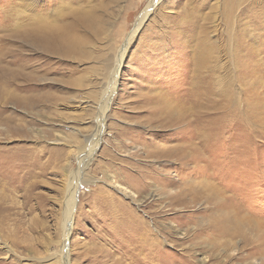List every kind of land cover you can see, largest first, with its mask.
<instances>
[{"label": "rangeland", "instance_id": "rangeland-1", "mask_svg": "<svg viewBox=\"0 0 264 264\" xmlns=\"http://www.w3.org/2000/svg\"><path fill=\"white\" fill-rule=\"evenodd\" d=\"M36 1L0 0L5 75L16 73L18 63L48 57L27 39ZM150 1L111 5L113 24L89 41L88 57H48L56 62L51 67L56 73L42 81L46 89L40 93L49 95L38 107L26 110L12 99L6 103L5 114L13 113L27 129L22 139L0 132V147L23 145L25 157L36 152L51 165L39 176L43 185L33 191L32 212L24 203L28 191L0 173L6 186L0 192L9 197L12 214L5 221L9 235L0 228V264H57L49 258L54 246L45 250L41 242L60 239L71 175L79 181L69 236L72 264H244L239 257L249 249L243 243L264 242V0L158 1L128 46L102 128L97 103L109 59L112 63L126 45ZM196 47L200 55L211 56L199 86L213 82V94L192 88ZM57 62L62 69L56 71ZM212 72L217 76L210 78ZM9 87L10 96L26 93ZM161 95L176 120L159 109ZM148 96L152 102H145ZM174 147L185 149V161L164 152ZM94 150L87 169L81 167V154ZM211 185L214 199L209 201ZM219 213L246 237H227L212 228ZM39 220L44 225L37 229ZM28 243L32 252L24 248ZM252 258L263 263L261 254Z\"/></svg>", "mask_w": 264, "mask_h": 264}, {"label": "bare ground", "instance_id": "bare-ground-1", "mask_svg": "<svg viewBox=\"0 0 264 264\" xmlns=\"http://www.w3.org/2000/svg\"><path fill=\"white\" fill-rule=\"evenodd\" d=\"M158 1L160 0L150 1L148 8H146L138 18L137 23L135 25L136 27L133 30V33L131 34L129 39L127 40L126 45L122 46L121 50L118 52V56H116L115 60L112 61V63H111L112 57L109 59L110 64L108 67L105 85L102 88V93H101L102 96L100 95L98 97L99 101L97 103V108L99 112H101V114L97 117L98 118L97 121H99V123L102 124V128H104V123L106 120V117L104 116L105 111L109 107V103L113 99V96L118 88V77L122 66V62L127 53L128 46L132 42L135 35L137 34V31L141 28L145 19H147L149 13L151 12L152 7L155 6ZM116 3L117 0H37L36 8L35 9L31 8L32 11L35 10L37 12L36 14L37 16L36 17L28 16V18L31 21H33L35 25L31 32L26 33L27 39L30 40L38 48L41 55L44 56L57 57L61 61L86 58L88 57V53H89L88 51L89 41L92 38H97L104 31L107 25L113 24L110 21V19H112V14L109 11V8L111 7V5ZM208 49L209 48H206V50ZM48 57L41 63L39 62L37 63L29 62L28 64L18 63L17 64L18 66H16L18 69L17 72L11 75H5V73L0 69V124H1L0 132L6 134L7 136L6 138L16 137L22 139L25 137L24 131L25 129H27L26 122L20 121L21 119L17 120L16 116L13 115V113L5 114V111H7L4 110L6 107V103L12 99L11 101L16 102L17 106L23 107L26 110H30V109L33 110L34 108L39 106L41 101L40 98L42 96L49 95L48 93H44V92L40 93V91L46 89L45 88L46 83H43L42 81L46 82L50 80L49 78L46 77L49 73L51 74L56 73L51 71V67L56 62L52 63L51 59H49ZM210 58L211 56L209 54L207 55L206 51L205 53L201 52L200 55V51L196 47V49L193 51L192 54V67H191L192 78H193V83H192L193 90L208 95L213 94L217 86H215L213 82H208L205 85L199 86V81H201L200 72L202 73L201 70L207 65ZM60 66L61 63H58V67L56 68V71L62 69V67ZM216 76L217 74L215 72L209 74L210 78H214ZM224 76L226 75L224 74ZM40 81L42 82V84H39ZM51 83H52L51 86L53 87L55 83L53 82ZM12 84L15 87L17 86L18 90L19 89L23 90L26 93L22 94L20 93L21 91L19 90L20 92L17 93L15 96H10L9 86H11ZM52 87H47V88L50 89ZM35 91L37 93H35ZM55 96L51 94L53 100L55 99ZM161 98H162V105H159L160 106L159 109H161V111L164 110V112L168 115V117L176 120V117L174 115V110H172V107H170V105L167 104L166 97L161 95ZM147 101L152 102L153 97L151 96L146 97L145 102ZM53 103L54 101L51 102L50 105L53 106ZM178 117L180 118V116ZM97 131L99 130L97 129ZM94 142H96L95 144H97L99 142V139L97 138V140ZM96 150H94L93 152H89V153L84 152L81 154L79 158L81 167L83 166L86 168L89 165V162L92 160L93 157L92 155L95 154ZM25 151L26 148L23 145H18L15 147H0V173L1 175L2 174L6 175V177L8 176L13 178V180H17L19 186L18 188H24L26 191H28L27 192L28 194H26V197L24 199V203L29 206L28 211L32 212L36 208L35 207L36 205L33 206L31 202L32 199L35 198L34 195L37 194V192L34 193L33 191L35 189H38L39 187H42L43 184L41 183V181L38 180L39 176L47 173L51 165V162L50 161L42 162L40 158V154L36 152L35 154H32L31 152V154L29 153L30 154L29 156L26 155L25 157L23 154V152ZM164 152L167 153V155H170L171 157L176 156V158L180 160L184 157L182 159L183 161H185L188 157L185 154L182 155V153L185 152V149L183 147H174L173 149L166 150ZM167 159L169 158L167 157ZM51 167L53 168L54 165ZM71 176H72V180L65 183L66 185L64 188V191L67 192V196L64 198L63 201L64 211L62 212V215L59 218L60 239L59 240L51 239L45 243L41 242V244L44 245V247L46 248L45 250H47L49 246L52 245L54 246L53 250H50L51 257L49 258L55 259V263L57 264H72L70 249H69L70 248L69 236L72 233V229L74 226V210L76 205L75 203L77 199L76 196L78 192L79 181L77 180V178H75V176L73 175ZM79 176L81 177L83 175H79ZM13 180H9V181H13ZM2 182L3 181H0V187L3 189L6 186H4V183ZM14 184L12 183L13 186ZM209 189L211 191V194L208 199L209 201H212L214 199V188L211 185L209 186ZM121 190L127 191L126 188H122ZM191 190L193 191V189ZM8 199H9L8 196L3 195V193L0 192V228L6 231V235L7 234L9 235V233L5 221L12 218V217L10 218L12 214L8 213L10 209L9 210L7 209V206L9 207L11 206ZM45 202L46 201H44V203ZM217 219H218L217 220L218 225L213 226L212 228L216 227L217 232H219L220 234L227 235V237L231 236L232 238H237V237L243 238L246 237V234H248L245 231H242V228L238 225L232 227L231 224L234 222L229 221L226 215H222L221 213H219ZM240 220L241 219L239 218L237 224L240 223ZM3 222L5 224V227H2ZM34 224L37 229H39V227H43L44 225V223L40 220L35 221ZM36 228H34V230H36ZM30 240L32 239L30 238ZM243 244L247 251L249 249V252L246 255L239 257V259L245 261L244 264H255L256 260H253L252 257L256 253L261 254V256H263L262 264H264V242H258V240L251 242V240H248ZM3 248H8L7 252L9 254L14 253V250L10 248V246L8 245H5ZM24 248L25 250L31 252L34 249L32 243L26 244Z\"/></svg>", "mask_w": 264, "mask_h": 264}]
</instances>
